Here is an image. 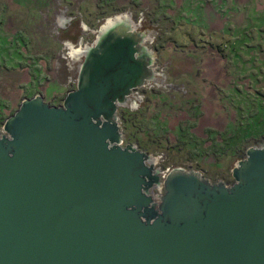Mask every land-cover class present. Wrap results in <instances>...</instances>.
I'll return each instance as SVG.
<instances>
[{"label": "water", "instance_id": "obj_1", "mask_svg": "<svg viewBox=\"0 0 264 264\" xmlns=\"http://www.w3.org/2000/svg\"><path fill=\"white\" fill-rule=\"evenodd\" d=\"M151 32L108 19L59 105L36 94L4 121L0 264H264V145L228 184L125 144L120 109L160 77Z\"/></svg>", "mask_w": 264, "mask_h": 264}, {"label": "rangeland", "instance_id": "obj_2", "mask_svg": "<svg viewBox=\"0 0 264 264\" xmlns=\"http://www.w3.org/2000/svg\"><path fill=\"white\" fill-rule=\"evenodd\" d=\"M121 14L156 37L160 75L132 114L121 109L125 139L159 166L232 184L236 162L264 145V0H0V129L25 98L59 105L76 51Z\"/></svg>", "mask_w": 264, "mask_h": 264}, {"label": "flooded vegetation", "instance_id": "obj_3", "mask_svg": "<svg viewBox=\"0 0 264 264\" xmlns=\"http://www.w3.org/2000/svg\"><path fill=\"white\" fill-rule=\"evenodd\" d=\"M139 25V24H138ZM84 27V26H83ZM85 28V27H84ZM138 28H139V26H138ZM87 29V28H86ZM86 29H84V30H86ZM141 29V28H140ZM100 31V30H99ZM99 33V32H98ZM82 37V39L84 40V36H81ZM151 38L148 40V41H146V45L150 48V49H155V46H154V44H155V41H156V37L155 38H153L152 36H150ZM65 41H63V43H64V45L65 46H68V48H70L69 47V43H68V41L66 40V39H64ZM71 41V40H70ZM86 47V46H85ZM83 47H81V48H79V49H82ZM154 52H156L155 50H154ZM72 57L73 58H76L77 59V57L76 56H73V54H72ZM79 57V56H78ZM82 58H83V60H84V57L83 56H81ZM157 60V54H156V57H155V60H154V62ZM153 68H154V64H153ZM164 69H165V67H164ZM155 70H156V68H155ZM165 73V72H164ZM76 84H77V81L75 82V87H74V89L76 88ZM152 85H153V83H149V82H146V84L144 85V86H142V87H138V88H135L134 89V94L131 96V100H129V102H128V105L126 106V107H129V109H131V111H132V108L130 107V102H134V103H136V101L138 102V101H140V99L142 98V95H145L146 94V92L147 91H149V90H151L152 89ZM72 89H73V86H72ZM72 89H70V90H72ZM69 90V91H70ZM48 102H49V100H48ZM51 102V101H50ZM62 102V101H61ZM52 104V103H51ZM122 109V108H121ZM121 109H120V111H121ZM120 111H119V114H120ZM2 133V131L0 130V134ZM126 143H134V142H127V140L125 139V144ZM134 144H136V143H134ZM138 145V144H137ZM138 147H139V149H141L140 148V146L138 145ZM141 150H143V149H141ZM143 151H145V150H143ZM147 152V151H146ZM149 153V152H148ZM163 169H164V167L163 166H161ZM165 169H167V168H165Z\"/></svg>", "mask_w": 264, "mask_h": 264}, {"label": "trees", "instance_id": "obj_4", "mask_svg": "<svg viewBox=\"0 0 264 264\" xmlns=\"http://www.w3.org/2000/svg\"><path fill=\"white\" fill-rule=\"evenodd\" d=\"M126 112H127V113H130V114H132V113H133V111H131V110H127Z\"/></svg>", "mask_w": 264, "mask_h": 264}, {"label": "bare ground", "instance_id": "obj_5", "mask_svg": "<svg viewBox=\"0 0 264 264\" xmlns=\"http://www.w3.org/2000/svg\"><path fill=\"white\" fill-rule=\"evenodd\" d=\"M77 52H78V50L76 51V53L75 52L74 53L77 55Z\"/></svg>", "mask_w": 264, "mask_h": 264}]
</instances>
